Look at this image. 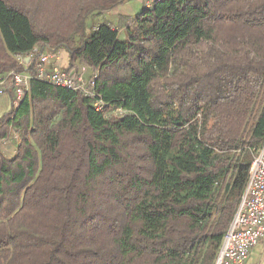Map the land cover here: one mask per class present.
<instances>
[{"label":"trees","instance_id":"obj_1","mask_svg":"<svg viewBox=\"0 0 264 264\" xmlns=\"http://www.w3.org/2000/svg\"><path fill=\"white\" fill-rule=\"evenodd\" d=\"M123 1L0 0V74L31 76L0 116L20 136L0 264L215 262L264 142V0H159L85 34ZM48 49L94 96L33 77Z\"/></svg>","mask_w":264,"mask_h":264},{"label":"built area","instance_id":"obj_2","mask_svg":"<svg viewBox=\"0 0 264 264\" xmlns=\"http://www.w3.org/2000/svg\"><path fill=\"white\" fill-rule=\"evenodd\" d=\"M144 6L150 7L154 1L144 0ZM57 57L52 51L41 53L35 63L33 77L50 84L68 89L78 90L84 95L94 96L93 79L84 77V68L75 77L64 69H59L54 61ZM19 61H22L19 58ZM30 74L9 71L0 74V95L11 85L13 88L12 107H16L27 91ZM93 106L97 111H103L105 103L95 99ZM121 112V110H119ZM14 133V132H13ZM17 143L18 135L13 134ZM10 136L0 140V147L10 142ZM264 232V142L254 155L248 170V177L239 205L228 226L220 245L214 264H242L248 257L250 249L259 241Z\"/></svg>","mask_w":264,"mask_h":264},{"label":"crops","instance_id":"obj_3","mask_svg":"<svg viewBox=\"0 0 264 264\" xmlns=\"http://www.w3.org/2000/svg\"><path fill=\"white\" fill-rule=\"evenodd\" d=\"M142 3L139 0H124L121 4L115 6L110 12L104 13L105 15L111 14L112 18L106 19L105 21L111 24L112 26H116L118 22V18L120 16H134L137 14L142 8ZM99 24H96L98 26ZM93 26L92 29H94ZM121 33V30L118 31ZM118 33V34H119ZM125 34V31L123 30ZM126 38V36H125ZM125 38L123 40H125ZM59 58L54 61L56 65L66 68L68 65V54L65 50H58ZM60 59H63L59 61ZM28 59H25L27 62ZM62 68V69H63ZM11 96L9 92H6L0 95V116L7 113L11 108ZM3 150L2 153L6 158H13L16 155V146L8 145L1 147ZM242 264H264V232L259 241L250 249L247 259Z\"/></svg>","mask_w":264,"mask_h":264},{"label":"rangeland","instance_id":"obj_4","mask_svg":"<svg viewBox=\"0 0 264 264\" xmlns=\"http://www.w3.org/2000/svg\"><path fill=\"white\" fill-rule=\"evenodd\" d=\"M141 3H142V5H144L145 4V1L144 0H139ZM105 18L106 19H110V18H112V16H111V14H109V15H105L104 16V13H102V14H93V15H91V16H89L87 19H86V24H85V34H88L90 31H91V29L93 28V26H95L96 27V24H101V23H103V22H106L105 21ZM94 27V28H95ZM119 30H121V33H119L118 34V39L119 40H123L124 38H125V34L123 33V30L124 29H119ZM118 30V31H119ZM48 51H52L54 54H55V56L57 57V59L59 58V54H58V50H51V49H48V50H45L44 52L45 53H48ZM61 60H63V59H60L59 61H61ZM54 64H55V62H53ZM54 66H56L57 68H59V69H62L63 67H61V66H58V65H54ZM63 69H65V68H63ZM84 73V77L87 79V80H90L91 79V72H89V71H87V70H85L84 69V71H83ZM13 134H17L18 135V142H19V139H20V136H19V133H16V132H14V133H10V139H11V141L10 142H7L5 145H2V147H4V146H8V145H15L16 146V144L18 143H15L16 141L15 140H12L13 139ZM2 150V149H1ZM3 151V150H2Z\"/></svg>","mask_w":264,"mask_h":264}]
</instances>
